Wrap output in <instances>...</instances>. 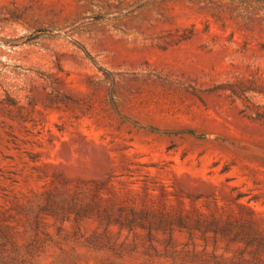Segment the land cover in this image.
<instances>
[{
	"label": "rangeland",
	"instance_id": "1",
	"mask_svg": "<svg viewBox=\"0 0 264 264\" xmlns=\"http://www.w3.org/2000/svg\"><path fill=\"white\" fill-rule=\"evenodd\" d=\"M0 264H264V0H0Z\"/></svg>",
	"mask_w": 264,
	"mask_h": 264
},
{
	"label": "trees",
	"instance_id": "2",
	"mask_svg": "<svg viewBox=\"0 0 264 264\" xmlns=\"http://www.w3.org/2000/svg\"><path fill=\"white\" fill-rule=\"evenodd\" d=\"M108 219H109V218H107V221H108ZM108 223H109V222H107V224H108Z\"/></svg>",
	"mask_w": 264,
	"mask_h": 264
}]
</instances>
